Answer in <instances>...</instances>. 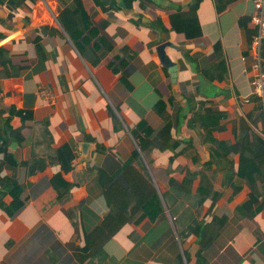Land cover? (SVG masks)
I'll return each instance as SVG.
<instances>
[{"label": "crops", "instance_id": "crops-1", "mask_svg": "<svg viewBox=\"0 0 264 264\" xmlns=\"http://www.w3.org/2000/svg\"><path fill=\"white\" fill-rule=\"evenodd\" d=\"M191 1L0 0V135L5 116L9 128L20 129L6 158L0 152V264H63L64 257L71 264H264V201L244 206L255 183L235 175L220 183L229 175L226 164L236 168L238 153L224 156L225 168L204 167L210 141L234 146L241 120L264 117V96L251 83L253 2L199 0L201 34L185 38L170 17ZM74 2L89 29L104 22L107 60L116 64L119 50L128 49L119 71L105 61L91 65L88 47L99 30L79 52L59 25L57 12ZM74 17L82 27L78 10ZM241 17L249 18L248 34L238 25ZM162 44L175 66L173 82L157 55ZM157 102L166 120L154 109ZM193 112L217 120L190 127ZM165 121L171 140L163 141L156 131ZM144 138L153 146L142 151ZM59 161H68L69 170L57 185L72 186L57 197L50 178ZM189 172L204 173L220 196L200 200L197 181L189 192L179 189ZM98 175L109 179V202L130 187L147 213L133 211L124 223L109 217ZM151 192L160 210L146 203ZM212 221L216 232L200 247L193 230ZM85 235L96 247L86 257Z\"/></svg>", "mask_w": 264, "mask_h": 264}, {"label": "trees", "instance_id": "trees-1", "mask_svg": "<svg viewBox=\"0 0 264 264\" xmlns=\"http://www.w3.org/2000/svg\"><path fill=\"white\" fill-rule=\"evenodd\" d=\"M100 3L107 0H97ZM131 1V0H129ZM125 6H129L130 2L124 3ZM199 4V0H192L190 3L186 5L185 10L178 11L170 17V24L172 27L177 29V31L182 32L185 38L196 37L201 34L199 23L196 17V10ZM75 6H63L57 12V21L65 34L74 44V46L78 49L79 52H82L83 45L89 42L90 37L94 36L98 30L100 31L98 37L95 41H93L92 45L88 47L93 54V59L91 61L92 66H97L103 61H105V65L111 68L112 71H119L122 66L129 60V51L127 48H121L118 53L119 61L113 65L111 60H107L105 57L107 55V51L111 47V43L104 33V22L98 23L96 28L89 29V23L82 16V9L77 2H74ZM108 6V5H107ZM109 6L111 3L109 2ZM77 10L81 16L80 20L82 23V27H80L79 22L74 17ZM177 21V22H175ZM249 22L248 17H241L238 19V25L241 29L244 30L246 34H248L247 23ZM177 24V25H176ZM251 25V24H250ZM86 28H88L86 30ZM252 34L255 33V27L251 25ZM250 43V40H249ZM216 46V45H215ZM219 54V50H215V55ZM154 109L157 113H159L164 120H166L167 115L161 109L160 102H157L154 106ZM4 114V111H0V115ZM217 120V118H210L204 115H198L193 112L192 116L189 118V125L192 127L195 123L201 122L202 125L207 126L211 121ZM8 117L5 116L3 118V125L1 128L0 135V152L3 157L6 158V146L9 144L10 140H15L18 142L20 139V129H11L7 126ZM201 125V126H202ZM139 128V126H138ZM170 123L165 121L163 125L156 131V137L161 140H165L166 138L170 139L169 136ZM207 131V136H205L206 140L210 141V137L208 134V128H203ZM205 133V132H204ZM171 140V139H170ZM213 145L211 161L207 162L204 167H210L211 165L215 166V170L224 167V156L229 152H237L238 160L236 164V168L232 171V163H228V168L226 164L227 171H229V175L227 177L220 178L221 185H226L230 181V176H236L239 179H243L244 181L255 183V188L248 195V200L245 202L244 206L249 205L257 198H261V202L264 201V117L261 115L259 122H248L245 119L241 120V123L238 127V133L236 136L235 145L227 146L223 142L220 141H210ZM175 143V142H174ZM166 144L164 142L163 146ZM186 144H189L187 142ZM140 150H149L153 146V142L144 138L138 144ZM162 146V147H163ZM192 148V147H191ZM189 150L190 147H187ZM194 150V149H193ZM186 151V150H185ZM196 159V156H195ZM214 160V161H213ZM68 161L63 162L59 161V171L56 172L51 178L50 182L52 185L57 188V197L62 196L69 191L72 186L71 183L67 181L63 184V186L57 185L59 179L62 178L61 174L69 170ZM108 178H103L101 175H98V184L102 189V193L105 197L107 207L109 208L108 216L115 217L119 220L120 223H124L131 218V213L136 210H143L144 213H147L145 210V203L143 198L139 196L136 192L128 187L123 195L116 202H109L106 193V184L108 182ZM174 181L171 179V182ZM197 181L195 193L198 195L200 200H204L207 196H210L212 200L217 199L220 196V192H212L213 185H211L210 179L204 175V173L198 172H189L186 177L182 178L178 184L179 189H182L185 192H189L190 187L193 185V182ZM0 185H3V181ZM11 183V182H9ZM11 185L15 186V183H11ZM238 186L233 185V191H238ZM18 191V190H16ZM16 204L19 205V201L16 197H13ZM154 202L157 209L160 210L159 199L155 192H151L149 197L146 199V203L150 204ZM4 209V206H1ZM157 213V212H156ZM107 216V217H108ZM71 217V216H69ZM218 225L214 224L212 221L210 224H206L203 226H196L193 230V235L197 237V243L200 247H204L208 244L212 235L216 232V227ZM93 240L91 235H85L83 237V246L81 247V251H83V256L91 255L95 246H93ZM43 263V262H42ZM63 264H71V261L68 257H64L62 262Z\"/></svg>", "mask_w": 264, "mask_h": 264}, {"label": "built area", "instance_id": "built-area-1", "mask_svg": "<svg viewBox=\"0 0 264 264\" xmlns=\"http://www.w3.org/2000/svg\"><path fill=\"white\" fill-rule=\"evenodd\" d=\"M254 13L250 16V23L255 27V33L250 39V56L254 75L251 83L257 97L264 96V59L260 57V43L264 39V0H252ZM41 95L46 92L40 91Z\"/></svg>", "mask_w": 264, "mask_h": 264}, {"label": "water", "instance_id": "water-1", "mask_svg": "<svg viewBox=\"0 0 264 264\" xmlns=\"http://www.w3.org/2000/svg\"><path fill=\"white\" fill-rule=\"evenodd\" d=\"M162 48H163V44L160 45L158 48H157V55H158V58H159V61L160 63L167 67V71L169 73V76L171 78V81L173 82L174 81V76H175V66L173 65V63L167 58V56H165L163 54V51H162Z\"/></svg>", "mask_w": 264, "mask_h": 264}]
</instances>
